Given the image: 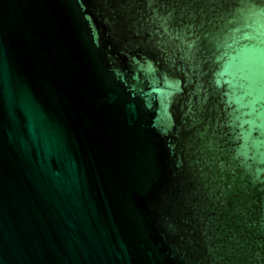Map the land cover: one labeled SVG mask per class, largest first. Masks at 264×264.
<instances>
[{"label":"water","instance_id":"obj_1","mask_svg":"<svg viewBox=\"0 0 264 264\" xmlns=\"http://www.w3.org/2000/svg\"><path fill=\"white\" fill-rule=\"evenodd\" d=\"M0 264H264V0H0Z\"/></svg>","mask_w":264,"mask_h":264}]
</instances>
